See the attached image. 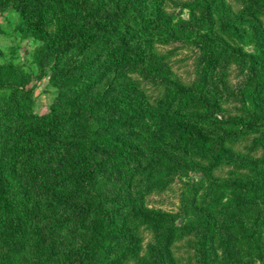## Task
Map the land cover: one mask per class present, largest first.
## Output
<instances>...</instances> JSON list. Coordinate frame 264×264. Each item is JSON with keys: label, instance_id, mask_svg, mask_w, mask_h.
I'll use <instances>...</instances> for the list:
<instances>
[{"label": "trees", "instance_id": "trees-1", "mask_svg": "<svg viewBox=\"0 0 264 264\" xmlns=\"http://www.w3.org/2000/svg\"><path fill=\"white\" fill-rule=\"evenodd\" d=\"M16 1L31 2L12 0ZM213 1L194 0L207 16V26L214 15ZM45 5L28 19L26 31L42 40L41 56L52 61V76L60 81L58 86H67L66 95L57 106L39 113L32 90L13 72L0 70V141L9 133L21 137L11 152L0 153V243L20 252L28 240L34 249L33 264H122L141 251L137 230L139 222H145L154 231L148 264H178L173 245L193 230V221L182 230L171 227L172 216L163 211L137 210L131 218L122 213L124 177L132 185L134 176L146 167L164 164L173 173L179 168L198 171L200 180L190 188V203L201 220L202 238L211 237L205 242L209 251L218 254L220 242L231 263L250 264L259 257L262 171L245 173L237 165L264 168V152L262 159L252 156L250 161L236 146L250 137H259L254 148L258 140L264 142V76L260 75L264 0H243V12L236 19L231 10L222 17L220 28L229 47L217 46L209 35L200 36L204 56L200 80L192 89L171 84L166 102L170 113L152 119L158 128L153 131L145 126L149 125L145 111L130 113L129 101L111 91L113 87L97 89L109 73L122 74L144 62L153 31L177 38L194 34L164 19L162 0H45ZM246 40L256 48L245 50ZM222 60L247 66L253 74L248 108L230 118L216 116L221 105L217 91L207 83L208 70ZM130 93L133 96L134 89ZM141 124L146 137L137 133L139 129L136 135L126 129ZM137 138L141 141L134 143ZM145 138L151 141L148 148L140 144ZM166 139L171 142L169 153L158 144ZM23 158L26 162L20 168ZM205 189L203 199H210L209 207L199 197ZM36 194L49 200L45 210L33 200ZM233 195L239 197L234 196L237 202L221 238L210 217L220 213ZM31 261L23 258L15 264Z\"/></svg>", "mask_w": 264, "mask_h": 264}, {"label": "rangeland", "instance_id": "rangeland-1", "mask_svg": "<svg viewBox=\"0 0 264 264\" xmlns=\"http://www.w3.org/2000/svg\"><path fill=\"white\" fill-rule=\"evenodd\" d=\"M162 1L164 2L162 12L164 19L168 20L172 26L186 27L194 34V37L177 38L171 36V34H160L153 31V38L144 52V62L139 67L124 71L122 74L120 72L115 73V71L109 73L97 89V91H103L107 88H117L122 83V86L117 89L112 88L111 91L120 93L124 97V101H129L130 113L136 110L145 111L146 121L149 124H145V126H150L152 131L158 129L152 125V119L159 120L160 113H164V115L170 113L166 108V102L171 84L175 82L180 87L189 89L198 84L204 70V56L200 45V36L209 35L214 38L217 46L229 47L228 44L226 45V40L220 28L222 17L231 10L230 16L236 19V16L243 12L244 7L243 0H214V15L210 17L207 26L203 10L198 8L194 0ZM46 6L45 0H31L26 5L24 1L13 3L12 0H0V70L13 72L18 82L24 85L25 88L32 90L34 109L39 113H46L51 106H57L58 101L66 95L67 88L65 85L58 86L56 84V82L59 84L60 81H56V78L52 76V61L41 56L42 40L26 31L28 19L33 14L46 8ZM74 17L71 16L72 19ZM252 43L251 40H246L244 43L245 50H254L256 46H253ZM61 64L64 66L63 63ZM59 66L61 65L59 64ZM68 66L67 69L70 70ZM71 67L74 68V66ZM252 75L247 66L235 62L230 63L227 60L214 64L212 69L208 70L207 83H209V88L212 91H217L218 101L221 105L218 112L216 111V116L230 118L245 112L243 109L245 106L248 108L246 103L252 88ZM260 75L264 76V71ZM113 81L115 82L111 83ZM133 89L135 94L132 96L130 92ZM126 121H129V119ZM141 126L142 124L137 125L135 128L130 126L126 129L129 133L135 134L134 132ZM146 130L141 128L139 129L140 132L137 133H141L146 137ZM20 139L19 134L9 133L5 135L0 141V153L11 152ZM145 139L140 144L142 147L148 148L151 146V141ZM256 139L250 137L236 146L247 154L248 160L252 156V159L256 161L257 158L262 159L264 142L258 140L254 148ZM137 141L141 140L139 138L134 139V143H137ZM170 143L168 139L158 141V144L167 149L168 153L172 151ZM25 162L24 158L21 159L19 167L21 168ZM246 164L239 163L237 169L250 174L261 173L262 171L259 184L261 188L259 192L262 195L263 203V207L259 210L262 254L255 257L250 264H264V168L258 165L251 168L252 165L247 166ZM181 169L179 168L177 173H173L164 164L159 168L146 167L141 173L139 172L134 176L132 185L127 179L128 176H125L121 187L122 204L124 206L123 210L121 207L119 209L130 218L137 214V210H142L147 214H150L153 210L163 211L172 216L173 224H170V226L177 225L182 230L187 228L190 221H193V224H195L193 230L187 234L184 232L182 237L178 235L180 238L173 245L174 259L178 264H236L231 263L228 257L225 256L223 246L219 240H217L219 242L218 254H216V251L207 249L205 242L209 241L211 237L202 238V228L199 224L201 220L194 210H191L193 205L190 203V199L193 197L190 188L200 180V176L198 171L192 168L188 170ZM226 174L227 172H225ZM206 196L207 189L203 190V194L199 197L209 207L211 205L209 203L210 199L209 201L203 199ZM234 196L236 195H233L229 200H225L229 202L220 213L210 217L211 223L214 224L213 231L219 234L221 238L225 237L226 232L223 227L229 221V216L233 212L231 208L233 209L237 202ZM236 197H239V195ZM250 198L251 196L247 197V199ZM33 200L39 202L44 210L48 207L49 200L47 198L36 194L33 195ZM191 212H193V216H190ZM151 227L152 225L150 226L145 222L141 224L139 222V230L137 231L140 233L141 242L138 245H140L141 251L122 264H148L147 252L154 243V231ZM63 247V245H60V249H63ZM33 251L34 249L31 244H28V240L24 245V249L20 252L9 250L0 243V264H15L23 258L31 261ZM30 264H33L32 261Z\"/></svg>", "mask_w": 264, "mask_h": 264}]
</instances>
